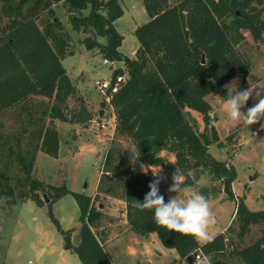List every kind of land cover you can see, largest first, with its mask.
Instances as JSON below:
<instances>
[{
    "label": "trees",
    "instance_id": "1",
    "mask_svg": "<svg viewBox=\"0 0 264 264\" xmlns=\"http://www.w3.org/2000/svg\"><path fill=\"white\" fill-rule=\"evenodd\" d=\"M143 4L149 19L134 30L139 46L131 58L120 51L123 36L114 27L123 13L118 0H0V114L16 106L25 109L24 119L30 123L49 117L47 126L30 134L28 145L21 144V137L16 138V148L7 141L0 144V197L30 199L46 206L63 237L64 249L76 253L82 264H111L90 228L100 217L92 197L32 177L37 151L53 157L59 152L55 119L70 123L91 119L85 107L71 111L67 107L76 88L61 63L67 34L62 23L54 20L53 8L61 5L71 28L86 33L83 42L87 50L97 48L103 59L124 64V69L118 68L111 76L114 80L127 74L109 104L115 115V132L129 138L135 156H121L122 162L115 167L109 154L100 185L107 194L125 202L130 228L142 236L155 233L164 247L174 249L190 263H194V254L200 253L209 264H264V209L250 210L242 196L234 195L235 168L208 152L209 145L218 142V135L206 100L238 71L246 76V60L236 46L244 40L243 29L255 41L262 39L264 0H143ZM225 92L221 91L224 98ZM33 97H40L37 108L28 103ZM192 111L201 115V131ZM163 150L175 159L162 156ZM149 166H160L170 177L177 171L184 177L183 187L193 186L203 174L211 182H219L221 187H202L199 192L208 199L210 193L215 196L223 191L226 199L235 201L231 223L205 244L158 225L152 211L139 206L155 178ZM159 188L167 201L161 183ZM67 193L79 208L77 245L71 230L60 226L51 209V203ZM252 226L260 227V235L242 246Z\"/></svg>",
    "mask_w": 264,
    "mask_h": 264
},
{
    "label": "rangeland",
    "instance_id": "2",
    "mask_svg": "<svg viewBox=\"0 0 264 264\" xmlns=\"http://www.w3.org/2000/svg\"><path fill=\"white\" fill-rule=\"evenodd\" d=\"M118 1L123 10L122 15L114 21V27L123 36L119 49L124 55L134 58L139 46L134 30L149 18L143 0ZM53 8L55 19L62 23V31L67 34V46L61 63L76 88V93L67 99V107L71 111L80 110L83 106L89 111L91 119L76 123L55 119L59 152L53 157L37 151L32 177L47 185L64 186L70 191L92 197L100 217L90 228L102 243L111 264H209L203 256L201 259L194 258V263H190L180 258L174 249L164 247L155 233L142 236L131 229L126 220L125 202L101 189L100 177L106 174L109 154L112 166L115 167L122 162L119 161L121 156L127 159L135 156L129 138L116 134L110 98L104 97V92L96 83L111 78L115 70L124 69V64L103 59L97 53V48L87 50L83 42L86 33L71 28L61 5ZM242 33L244 40L236 46V50L246 60L248 72L243 77L238 71L232 79L238 80L241 89L264 85V31L260 41H255L245 29ZM98 39L104 42L103 38ZM122 75L126 79L127 74L124 72ZM224 85L206 96L211 105V125L218 135V142L209 145L208 152L215 159L225 161L235 168L236 178L232 182L234 195L242 196L250 210H261L264 209V128L260 124L264 120L249 125L248 129L243 123L231 121L223 110L225 98L221 91L226 89ZM39 98L33 97L28 103L37 108ZM255 102L250 97L246 107L253 106ZM25 112V109L14 106L0 114V144L7 141V145L16 148V138L21 137V144L28 145L30 134L49 124V117L46 116L30 123L24 119ZM191 115L201 131L204 127L201 115L195 111ZM160 154L168 160L175 159L166 150ZM149 169L152 173L158 169L160 183L166 193L168 196L175 195L167 191L172 177L160 166H149ZM180 180L182 182L184 177L180 176ZM213 186L221 187L219 182L213 183L203 174L195 180L193 186L184 187V195L187 197L194 190L199 191L202 187L211 189ZM208 201L215 216V223L209 231L217 234L231 223L235 201L226 199L223 191L215 196L210 193ZM51 209L60 226L71 230V238L77 236L81 223L78 221L79 208L73 195L67 193L62 196L51 203ZM259 235L260 227L252 226L241 245L252 243ZM63 244V237L50 220L46 206H38L30 199L17 198L14 201L8 195L0 197V264H82L72 250L63 251Z\"/></svg>",
    "mask_w": 264,
    "mask_h": 264
},
{
    "label": "clouds",
    "instance_id": "3",
    "mask_svg": "<svg viewBox=\"0 0 264 264\" xmlns=\"http://www.w3.org/2000/svg\"><path fill=\"white\" fill-rule=\"evenodd\" d=\"M224 87L226 96L223 110L231 121L243 123L248 129L249 125L264 120V85L241 89L238 80L233 78ZM250 97L256 102L253 106L246 107ZM260 127L264 128V123ZM157 170L153 173L155 178L150 180L148 191L139 206L151 210L155 222L166 229L190 235L201 244L215 239L216 233L209 231L210 226L215 223V216L207 197L198 190L185 197L184 187L175 171L167 189L175 195H170L166 201L164 194L160 192L161 177Z\"/></svg>",
    "mask_w": 264,
    "mask_h": 264
},
{
    "label": "built area",
    "instance_id": "4",
    "mask_svg": "<svg viewBox=\"0 0 264 264\" xmlns=\"http://www.w3.org/2000/svg\"><path fill=\"white\" fill-rule=\"evenodd\" d=\"M124 81L123 75H117L114 80L111 78L105 79V80H99L97 81L98 87L101 89L102 92H104L105 98H110L111 94L117 92L119 89L121 83ZM195 259H201L202 255L200 253L194 254Z\"/></svg>",
    "mask_w": 264,
    "mask_h": 264
},
{
    "label": "water",
    "instance_id": "5",
    "mask_svg": "<svg viewBox=\"0 0 264 264\" xmlns=\"http://www.w3.org/2000/svg\"><path fill=\"white\" fill-rule=\"evenodd\" d=\"M54 20H56V19H54ZM201 62H204V59H203V58H202V61H201ZM100 114H102L101 111H100ZM43 196H44V200H45V202H47V201H48L47 197H46L45 195H43ZM72 241H73V244H74V245H77L78 242H79L77 236H75V235L72 236Z\"/></svg>",
    "mask_w": 264,
    "mask_h": 264
},
{
    "label": "crops",
    "instance_id": "6",
    "mask_svg": "<svg viewBox=\"0 0 264 264\" xmlns=\"http://www.w3.org/2000/svg\"><path fill=\"white\" fill-rule=\"evenodd\" d=\"M63 251H67L66 249H64V247H63Z\"/></svg>",
    "mask_w": 264,
    "mask_h": 264
}]
</instances>
